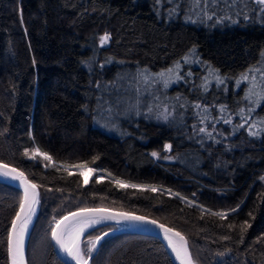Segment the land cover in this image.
<instances>
[{
	"label": "trees",
	"instance_id": "trees-1",
	"mask_svg": "<svg viewBox=\"0 0 264 264\" xmlns=\"http://www.w3.org/2000/svg\"><path fill=\"white\" fill-rule=\"evenodd\" d=\"M259 7L0 0V162L23 171L39 193L27 264H63L51 230L85 208L135 213L179 231L196 264H264V104L244 99L251 77L260 78L248 70L264 69ZM250 107L248 124L237 128L239 109L248 117ZM37 147L52 160L31 158ZM78 164L96 169L87 184ZM20 200L0 181V264H8ZM113 230L119 226L105 224L82 237L89 264H172L155 237L128 230L109 233L88 253L90 240Z\"/></svg>",
	"mask_w": 264,
	"mask_h": 264
},
{
	"label": "snow or ice",
	"instance_id": "snow-or-ice-1",
	"mask_svg": "<svg viewBox=\"0 0 264 264\" xmlns=\"http://www.w3.org/2000/svg\"><path fill=\"white\" fill-rule=\"evenodd\" d=\"M221 2V0H194V3L197 7L203 3L204 8L202 10L206 11L209 3L215 5L217 3ZM224 2L229 3L231 5H235L238 2L244 3V0H224ZM257 6L259 7V11L261 13H264V0H252ZM245 6H247L245 4ZM209 19H211V16H209ZM101 44L103 45L107 41L110 40V35L105 34L100 38ZM262 56H264V53H262ZM187 59V58H185ZM177 68L180 67L179 62H177L176 65ZM169 72L172 71V69L168 70ZM258 72L260 73L259 81L257 80V77L253 75L251 77V85L248 88L244 99L252 101V103L256 105L264 104V69L253 67L248 70V73ZM163 75V73L158 74ZM177 79H180L179 76H177ZM243 80H249V75L247 73L242 74ZM216 80L219 83H223V80L217 76ZM205 81H207V77L205 78ZM239 84V81H237ZM165 86H167V82H165ZM205 88H207V84L204 85ZM259 87V91H257V88ZM255 97V100H252V98ZM197 108L201 107L199 104L196 105ZM224 106H221V111H224ZM248 114L249 116L246 117L244 115V109H239L238 115L241 116V118L244 120V123L238 124L237 128L244 127L245 124H248L249 118L251 116V113L255 111L254 108L250 107L248 108ZM205 112H207V109H205ZM167 118V117H165ZM204 119H207V116L202 117V121ZM224 123H231V120L225 119ZM259 124L264 125V119H261ZM257 126V122H252L249 124V135L250 136H257L259 135L258 132L252 131L251 129L255 128ZM199 132L201 133H207V135L211 138L212 133L207 132L206 128H200ZM166 150L171 149V145H165ZM25 156L29 155V152L26 151ZM153 156H158V153L153 152ZM37 156H42L44 160L51 161L52 157L46 153L42 152L38 147L33 149L31 152V158L35 159ZM74 167L78 169H84L87 167L86 164H78ZM96 169L88 168L89 173H94ZM0 175L5 177H11L12 179L19 180L21 185H23L24 188V194L22 199L19 203V210L16 212V215L11 223V230L9 232L8 241H7V247H8V253L10 256L11 264H26L25 262V234L28 230V224L32 219V215L35 212V205L39 202L38 197L39 193L37 191V184L31 182L28 180V178L25 176V173L23 171H20L14 167H10L8 164L0 162ZM80 175L84 177V183H88V176L84 174L83 171L80 172ZM111 175V174H109ZM261 180H264V177L260 178ZM97 183H100L101 180L97 179ZM115 183L118 187L121 188H144L147 186L142 185H136V184H126L122 180H116ZM152 191H156V189L153 187L151 188ZM176 195H179L178 193ZM183 199V198H182ZM237 209H231L230 211H236ZM214 216H218L223 218H226L228 213L227 212H214L212 213ZM104 220H113L119 223L120 221H133V222H139L142 224H152L157 225L163 233H164V239L167 241V245L169 248H171L172 252L175 254V258L180 261V264H196V260L192 256V253L189 249L188 240L185 238L184 235H182L179 231H176L175 229L171 227H167L164 224H157L156 220H148L144 216H137L133 215L131 213L126 212H115L110 211L108 209H79L76 212H70L67 216L61 217L59 220L55 221V226L52 228L51 236L52 239L56 241V244L59 245L60 249H62L64 252L67 253L68 256H70L73 260L76 261V264H88L89 257H86V254L82 251L80 247V237L83 235L85 229L90 228L96 224L101 223V221ZM229 227H233L232 225H229ZM247 222H245L244 225H241V233L245 232L247 230ZM105 236L108 235V233H104ZM102 239L101 236H96L94 239L90 240L89 243L91 244V247L88 248V253H91L95 247L96 244ZM224 239H228V237H224Z\"/></svg>",
	"mask_w": 264,
	"mask_h": 264
},
{
	"label": "water",
	"instance_id": "water-1",
	"mask_svg": "<svg viewBox=\"0 0 264 264\" xmlns=\"http://www.w3.org/2000/svg\"><path fill=\"white\" fill-rule=\"evenodd\" d=\"M10 167H13V166H10ZM0 177L4 178V179H0V181L6 182L8 184H11V185H13L14 187H16L18 189L20 191V193H21V199H22L23 194H24V188H23V185H21L20 181L19 180L12 179L11 177H5V176H2V175H0ZM36 205H35V208H36ZM87 209H97V208H87ZM99 209H107V208H99ZM18 210H19V207H18L17 211ZM108 210L115 211V212H124V211H117V210H112V209H108ZM76 211H78V210H75V211H72V212H76ZM69 213H67V214H65L63 216H67ZM126 213H130V212H126ZM131 214L137 215V216H142V215L135 214V213H131ZM146 218L148 220H153V219L148 218V217H146ZM104 221L105 222L103 224H101V225L114 224V225L119 226V230H116L115 232L121 231V230L122 231L123 230H128V231H132V232H136V233H141V234H147V235H150V236L155 237L162 244V246L164 247V250H165L166 254L168 255V257H169L170 261L172 262V264H180V261L175 258V254L172 252L171 248L168 247L167 241L164 239V233H163V231L159 227H157V225L142 224V223L133 222V221H120L119 223H117L116 221H113V220H104ZM157 224H161V223H159L157 221ZM101 225H99V226H101ZM54 226H55V224H54ZM10 230H11V226H10L9 232H10ZM88 231L89 230H87L85 233H83L82 237ZM28 233H29V231H28ZM28 233H27V235L25 237V250H26V243H27ZM8 236H9V233H8ZM82 237H81V239H82ZM7 241H8V239H7ZM50 243H51L52 250H53L54 254L56 255V257L63 264H76V261L75 260H73L72 258H70L62 249H60L59 245L56 244V241L52 239L51 234H50ZM96 248H97V246H96ZM7 259H8V264H11L10 256H9V253H8V247H7ZM25 262L27 264L26 252H25ZM88 262H89V260H88Z\"/></svg>",
	"mask_w": 264,
	"mask_h": 264
},
{
	"label": "rangeland",
	"instance_id": "rangeland-1",
	"mask_svg": "<svg viewBox=\"0 0 264 264\" xmlns=\"http://www.w3.org/2000/svg\"><path fill=\"white\" fill-rule=\"evenodd\" d=\"M74 169H77V170H79L80 172L81 171H83L84 172V174L86 175V176H88V180L90 179V177L93 175V173H89L88 172V168L86 167V168H84V169H78V168H76V167H74ZM83 177V176H82ZM83 180H84V177H83ZM35 213V212H34ZM98 227V226H97ZM96 228V227H95ZM94 229V228H93ZM92 230V229H91ZM90 231V230H89ZM116 230H113V231H109V232H106V233H114ZM102 238L105 236L104 234H102V235H100ZM100 242V241H99ZM98 242V243H99ZM98 243L96 244V246L98 245ZM96 248V247H95ZM89 260V259H88ZM88 264H89V262H88Z\"/></svg>",
	"mask_w": 264,
	"mask_h": 264
},
{
	"label": "bare ground",
	"instance_id": "bare-ground-1",
	"mask_svg": "<svg viewBox=\"0 0 264 264\" xmlns=\"http://www.w3.org/2000/svg\"><path fill=\"white\" fill-rule=\"evenodd\" d=\"M0 179H4V178L0 177ZM34 217H35V213L32 215V219H31V221H30L29 224H28V230H27V232H26V234H25V237H26V235H27V233H28V231H29V229H30V227H31V224L33 223ZM104 222H105V221H101V223L96 224V225H94V226H92V227H90V228L85 229L84 233H85L87 230L93 229V228H95V227H97V226L103 224ZM81 237H82V236H81ZM81 237H80V241H79V242H81ZM65 253H66V252H65ZM66 254H67V253H66ZM69 257H70V256H69ZM70 258H71V257H70Z\"/></svg>",
	"mask_w": 264,
	"mask_h": 264
}]
</instances>
